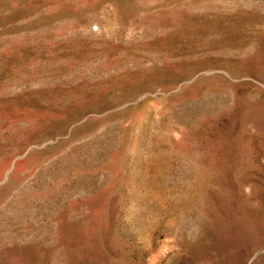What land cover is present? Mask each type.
Returning <instances> with one entry per match:
<instances>
[{"label": "rangeland", "instance_id": "rangeland-1", "mask_svg": "<svg viewBox=\"0 0 264 264\" xmlns=\"http://www.w3.org/2000/svg\"><path fill=\"white\" fill-rule=\"evenodd\" d=\"M0 264H264V0H0Z\"/></svg>", "mask_w": 264, "mask_h": 264}]
</instances>
